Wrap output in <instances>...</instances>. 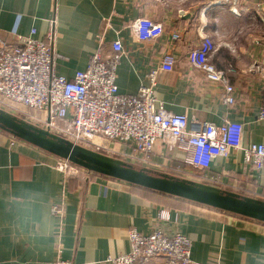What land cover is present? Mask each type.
Listing matches in <instances>:
<instances>
[{
  "label": "crops",
  "instance_id": "1",
  "mask_svg": "<svg viewBox=\"0 0 264 264\" xmlns=\"http://www.w3.org/2000/svg\"><path fill=\"white\" fill-rule=\"evenodd\" d=\"M238 7L235 14L223 0H0V34L8 40L12 30L28 34L34 29L33 36L43 39L55 18V71L67 78L119 39L124 49L116 68L120 93L137 92L156 69L153 92L160 105L215 124L241 122V142L247 145L264 141V119L257 118L264 92V0H238ZM137 17L162 23L161 37L137 40L125 27ZM202 34L216 45L211 63L233 86V105L221 98L223 84L208 81L188 60ZM166 53L173 58L171 70L159 69ZM96 142L115 155L121 147L103 138ZM186 155L156 142L148 159L138 162L260 197L264 168L253 170L240 150L214 157L205 169L191 167ZM55 162L36 147L11 144L0 131V264L56 259L103 264L129 250V228L147 233L157 226L187 236L196 262L264 264V223L101 175L64 176ZM54 205L61 210L53 212Z\"/></svg>",
  "mask_w": 264,
  "mask_h": 264
},
{
  "label": "built area",
  "instance_id": "2",
  "mask_svg": "<svg viewBox=\"0 0 264 264\" xmlns=\"http://www.w3.org/2000/svg\"><path fill=\"white\" fill-rule=\"evenodd\" d=\"M223 2L228 4L230 11L239 14L238 0ZM54 27L55 18H52L43 39L33 36L34 29L28 34L12 30L8 40L0 34L1 107L17 112L21 111L18 106L36 110L41 115L30 114L29 117L40 126L107 153L112 150L99 145L96 138L117 143L121 147L116 150V155L136 162L146 161L154 144L160 142L167 148L186 151L185 162L193 168H208L214 157H227L231 150H240L243 162L253 170L264 168V141L243 145L241 122L225 119L215 124L196 117L187 118L185 114L166 110L160 105L153 92L156 69L149 72V83L140 85L137 92L120 93L116 68L124 49L119 39L111 41L109 51L91 55L85 68L76 70L71 78L56 73L58 54L53 45ZM125 27L140 41H155L163 33L162 23L150 17L130 19ZM215 49L210 36L202 34L187 57L193 66L203 71L208 81L223 84L221 98L233 105V86L211 63ZM172 62L171 54L166 53L159 69L171 70ZM257 118L264 119V92ZM8 139L11 144L21 143L10 136ZM126 147L130 150L126 151ZM55 164L64 176L89 174L66 160L56 158ZM260 197L264 198V189ZM60 210L61 206H53V212ZM160 218L166 216L160 214ZM128 239L129 250L106 258L103 264H138L162 258L164 264H204L191 258V241L180 230L168 232L157 226L142 233L132 227L128 229ZM52 264L73 263L56 259Z\"/></svg>",
  "mask_w": 264,
  "mask_h": 264
},
{
  "label": "water",
  "instance_id": "3",
  "mask_svg": "<svg viewBox=\"0 0 264 264\" xmlns=\"http://www.w3.org/2000/svg\"><path fill=\"white\" fill-rule=\"evenodd\" d=\"M0 131L89 172L264 223V199L105 153L2 107Z\"/></svg>",
  "mask_w": 264,
  "mask_h": 264
},
{
  "label": "rangeland",
  "instance_id": "4",
  "mask_svg": "<svg viewBox=\"0 0 264 264\" xmlns=\"http://www.w3.org/2000/svg\"><path fill=\"white\" fill-rule=\"evenodd\" d=\"M1 107V106H0ZM2 108H4V107H2ZM18 108L21 110L20 112H17V111H13V110H10V111H12V112H14V113H16V114H18V115H20V116H23V117H25L26 119H28V120H30V121H32L31 120V118L29 117V115L31 114H34V115H41V113L40 112H38V111H36V110H33V109H29V108H26V107H24V106H18ZM4 109H6V108H4ZM7 110H9V109H7ZM32 122H34V121H32ZM35 124H37L36 122H34ZM39 125V124H38ZM53 132V131H52ZM5 134V133H4ZM8 136H10V135H8ZM10 137H13V136H10ZM65 137V136H64ZM13 138H15V137H13ZM16 140H18L17 138H15ZM19 142H21L20 140H18ZM75 142V141H74ZM22 143V142H21ZM78 143V142H77ZM114 143V142H113ZM90 145V144H89ZM89 147H92V148H95V146L94 145H90ZM101 151V150H100ZM103 151V150H102ZM104 152H105V150H104ZM105 153H107V151L105 152ZM108 154H112L111 152H109ZM114 155V154H113ZM118 156V155H117ZM119 157H122V156H120L119 155ZM124 158V157H123ZM71 164V163H70ZM72 166H75V167H77V168H79V169H81V170H83V171H87V170H85V169H82V168H80V167H78V166H76V165H73V164H71ZM89 174H93V175H98V174H96V173H93V172H89V171H87ZM102 176V175H101ZM103 177H105V176H103ZM112 179V178H111ZM134 186V185H133ZM140 188V187H139ZM143 189V188H142ZM249 195V194H248ZM252 196H254V195H252ZM257 197V196H256ZM258 198H261V199H264V198H262V197H258ZM162 260L164 261V259L162 258ZM162 261V262H163ZM103 262H104V260H103ZM102 262V263H103Z\"/></svg>",
  "mask_w": 264,
  "mask_h": 264
}]
</instances>
